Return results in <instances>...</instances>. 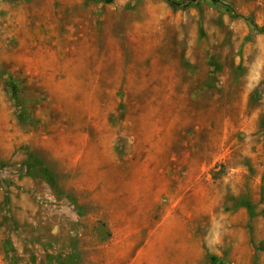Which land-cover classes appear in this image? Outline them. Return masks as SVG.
<instances>
[{"label":"rangeland","instance_id":"374dc122","mask_svg":"<svg viewBox=\"0 0 264 264\" xmlns=\"http://www.w3.org/2000/svg\"><path fill=\"white\" fill-rule=\"evenodd\" d=\"M0 0V264H264V0Z\"/></svg>","mask_w":264,"mask_h":264},{"label":"trees","instance_id":"16d2710c","mask_svg":"<svg viewBox=\"0 0 264 264\" xmlns=\"http://www.w3.org/2000/svg\"><path fill=\"white\" fill-rule=\"evenodd\" d=\"M107 3H111L112 2V0H105ZM169 4H170V6H172L173 8H176V7H178V4H176V3H174L173 1H171V0H166Z\"/></svg>","mask_w":264,"mask_h":264}]
</instances>
